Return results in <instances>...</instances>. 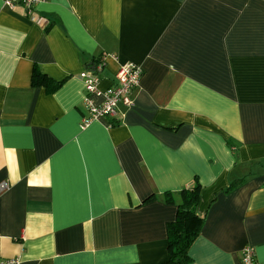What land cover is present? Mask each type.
<instances>
[{
  "label": "crops",
  "instance_id": "crops-1",
  "mask_svg": "<svg viewBox=\"0 0 264 264\" xmlns=\"http://www.w3.org/2000/svg\"><path fill=\"white\" fill-rule=\"evenodd\" d=\"M126 62L133 106L82 128L80 73ZM2 182L0 258L161 264L198 183L189 264H264V0H0Z\"/></svg>",
  "mask_w": 264,
  "mask_h": 264
},
{
  "label": "built area",
  "instance_id": "built-area-1",
  "mask_svg": "<svg viewBox=\"0 0 264 264\" xmlns=\"http://www.w3.org/2000/svg\"><path fill=\"white\" fill-rule=\"evenodd\" d=\"M43 0H2L7 6L15 4L24 5L27 10L32 9ZM143 69L140 65L126 62L118 68L114 82L105 89L98 86L99 78L93 68H86L80 73L84 82L83 107L85 110L81 118V127L84 128L91 121L101 117H116L120 108H131L133 106L132 92L140 84ZM8 187L7 182L0 184L1 189ZM242 264H258L255 248L245 245L240 255ZM0 264H20L17 257L0 258Z\"/></svg>",
  "mask_w": 264,
  "mask_h": 264
},
{
  "label": "trees",
  "instance_id": "trees-1",
  "mask_svg": "<svg viewBox=\"0 0 264 264\" xmlns=\"http://www.w3.org/2000/svg\"><path fill=\"white\" fill-rule=\"evenodd\" d=\"M89 68V65H87ZM50 85L53 90L59 85L39 70H33L32 84ZM235 185L232 184V187ZM200 185L195 183L191 187H184L180 191V200L177 202L176 217L167 226L168 256L161 264H189L191 261L189 249L197 239L205 221V217L197 212ZM168 200L174 202L169 193Z\"/></svg>",
  "mask_w": 264,
  "mask_h": 264
}]
</instances>
